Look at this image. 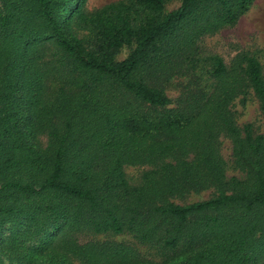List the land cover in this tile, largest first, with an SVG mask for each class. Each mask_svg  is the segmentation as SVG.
<instances>
[{
	"label": "trees",
	"instance_id": "16d2710c",
	"mask_svg": "<svg viewBox=\"0 0 264 264\" xmlns=\"http://www.w3.org/2000/svg\"><path fill=\"white\" fill-rule=\"evenodd\" d=\"M85 1L0 0V261L158 264L126 242L80 241L86 230L128 232L173 264L264 262V136L231 108L251 89L264 115V63L199 55L203 35L234 25L255 0H180L165 14L167 0L92 12ZM200 65L212 90L173 105L160 86ZM26 130L46 145H31ZM220 136L242 177L226 176ZM128 164L151 166L139 185ZM208 188L207 200L172 201Z\"/></svg>",
	"mask_w": 264,
	"mask_h": 264
},
{
	"label": "rangeland",
	"instance_id": "374dc122",
	"mask_svg": "<svg viewBox=\"0 0 264 264\" xmlns=\"http://www.w3.org/2000/svg\"><path fill=\"white\" fill-rule=\"evenodd\" d=\"M118 0H86L83 8L86 12H92L101 6L115 2ZM180 0H167L164 4V14L175 9ZM73 30L77 36L83 39H92L89 30L83 29L72 23ZM134 42L129 45H123L114 51L115 60L125 58L133 49ZM53 50L49 47L45 52V57H51ZM238 53H247L255 56L261 63H264V0H255L250 9L242 15L238 21L231 26L222 28L213 34H206L199 41V55L206 57L209 55H219L226 66H230L234 57ZM214 80L205 65H200L197 69L185 73L175 74L160 87L166 95L173 100V105L185 94L205 92L212 90ZM231 108L234 112V119L239 126L245 123L252 125L254 133L264 136V115L260 110L258 99L255 97L251 89L237 96L233 101ZM26 129V128H25ZM27 131V130H26ZM27 140L35 147L45 146L47 137L45 134H39L33 139L27 131ZM220 153L226 161V176L242 177V173L235 167L232 156V145L230 140L225 136H220ZM149 165L128 164L124 166L125 177L129 185L136 186L141 183L143 173L150 169ZM216 194L214 188L201 189L198 191H190L189 193L179 197H173L172 201L184 205L195 201H204ZM80 241H103L113 240L118 242H126L137 248L144 256L153 259L158 264H173L168 260L170 253L141 243L136 240L130 233L124 232L115 234L94 233L91 231H80L75 233ZM75 264H83L79 259L72 258ZM0 264H16L9 259L2 257ZM260 264H264L261 262Z\"/></svg>",
	"mask_w": 264,
	"mask_h": 264
}]
</instances>
